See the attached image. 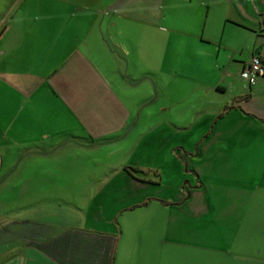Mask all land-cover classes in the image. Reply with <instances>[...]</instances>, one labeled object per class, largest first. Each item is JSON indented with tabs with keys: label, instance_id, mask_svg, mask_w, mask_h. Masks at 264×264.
<instances>
[{
	"label": "crops",
	"instance_id": "0c3cea01",
	"mask_svg": "<svg viewBox=\"0 0 264 264\" xmlns=\"http://www.w3.org/2000/svg\"><path fill=\"white\" fill-rule=\"evenodd\" d=\"M259 54L264 0H0L2 161L18 152L48 183L89 155V182L103 185L82 220L0 214V264H130L120 219L153 203L225 257L260 215L263 259L264 78L241 77Z\"/></svg>",
	"mask_w": 264,
	"mask_h": 264
},
{
	"label": "rangeland",
	"instance_id": "374dc122",
	"mask_svg": "<svg viewBox=\"0 0 264 264\" xmlns=\"http://www.w3.org/2000/svg\"><path fill=\"white\" fill-rule=\"evenodd\" d=\"M142 102V108L148 109L149 101L143 99ZM142 129L145 134V130L149 129V121L143 120ZM18 156H20L18 152L4 153L0 172V214L5 215L12 212L18 216L25 214V211L41 208L47 213L55 214L61 220L67 218L72 222L77 219L82 220L81 214L87 213L91 194L95 195L103 186L89 182V165L86 164V158L90 156L62 161L64 164H60L55 172L50 174L55 175V181L48 183L36 181L39 171L36 163L35 167L24 168ZM254 170L257 176L258 169ZM211 179L212 177L202 179V182H206L203 194L208 204L219 208L223 203L215 192L219 189V185L209 183ZM227 187L230 188L229 184ZM259 197L254 200V208L258 210L262 208ZM224 202L229 205L231 201L226 199ZM188 207L184 205V211ZM181 213V210L175 208L162 211L156 203H153L151 208H138L131 213L126 209L120 219L124 240L128 242V246L130 241L135 240L136 243L134 252L127 258L130 264H264V258L261 259L262 255L257 254L263 247L260 215L250 217V221L247 222V228L252 230L247 241L238 245L239 250L234 249L231 257H225L207 247L208 245L213 248L212 236L198 239L197 235L192 233L184 234L181 227ZM76 214L82 218L75 219ZM128 224H135L136 227L132 231L127 230ZM227 225L232 226L231 223ZM192 244H200L201 247L194 248ZM244 254L247 255L248 262L242 261L241 257H245Z\"/></svg>",
	"mask_w": 264,
	"mask_h": 264
},
{
	"label": "built area",
	"instance_id": "2783aa9c",
	"mask_svg": "<svg viewBox=\"0 0 264 264\" xmlns=\"http://www.w3.org/2000/svg\"><path fill=\"white\" fill-rule=\"evenodd\" d=\"M241 77L250 86L256 85L260 78H264V56L254 55L248 66L242 71Z\"/></svg>",
	"mask_w": 264,
	"mask_h": 264
},
{
	"label": "trees",
	"instance_id": "16d2710c",
	"mask_svg": "<svg viewBox=\"0 0 264 264\" xmlns=\"http://www.w3.org/2000/svg\"><path fill=\"white\" fill-rule=\"evenodd\" d=\"M131 172L136 176V177H139V178H145L147 177V173L141 171V170H137V169H131Z\"/></svg>",
	"mask_w": 264,
	"mask_h": 264
},
{
	"label": "water",
	"instance_id": "95a60500",
	"mask_svg": "<svg viewBox=\"0 0 264 264\" xmlns=\"http://www.w3.org/2000/svg\"><path fill=\"white\" fill-rule=\"evenodd\" d=\"M2 165H3V161H2V155H1V152H0V172L2 170Z\"/></svg>",
	"mask_w": 264,
	"mask_h": 264
}]
</instances>
